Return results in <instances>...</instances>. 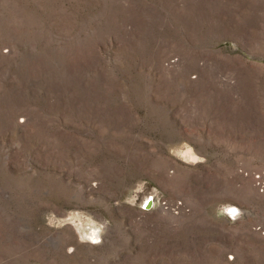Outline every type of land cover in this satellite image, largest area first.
<instances>
[{
  "label": "rangeland",
  "instance_id": "374dc122",
  "mask_svg": "<svg viewBox=\"0 0 264 264\" xmlns=\"http://www.w3.org/2000/svg\"><path fill=\"white\" fill-rule=\"evenodd\" d=\"M0 264H264V0H0Z\"/></svg>",
  "mask_w": 264,
  "mask_h": 264
},
{
  "label": "bare ground",
  "instance_id": "6f19581e",
  "mask_svg": "<svg viewBox=\"0 0 264 264\" xmlns=\"http://www.w3.org/2000/svg\"><path fill=\"white\" fill-rule=\"evenodd\" d=\"M181 156L183 157V159H185V160H187L188 162H192V163H194V162H196L197 160H199L198 158V156L195 154V152L192 150V149H190V148H187V149H185L183 152L181 151ZM229 208H232V207H229ZM228 208V209H229ZM224 209V208H223ZM235 211V210H234ZM225 212V211H224ZM226 214V213H225ZM94 223V222H93ZM75 224V223H74ZM78 224V223H77ZM80 225V224H79ZM78 225V228L80 227ZM94 225V224H93ZM83 228V227H82ZM80 229V228H79ZM78 229V230H79ZM76 230V229H75ZM85 230V229H84ZM87 231V230H86ZM91 231H93V230H91ZM80 233H82V232H80ZM86 233V232H85ZM79 234V233H78ZM90 234V233H89ZM81 235V234H80ZM84 237V236H83ZM85 237H86V235H85ZM87 237H88V235H87ZM89 237H90V239H88V241L90 242V243H95L96 244V239H98L97 237H98V235L97 234H95L94 232L91 234V235H89ZM82 238V237H81ZM86 240V238H83V240ZM84 240V241H85Z\"/></svg>",
  "mask_w": 264,
  "mask_h": 264
},
{
  "label": "built area",
  "instance_id": "2783aa9c",
  "mask_svg": "<svg viewBox=\"0 0 264 264\" xmlns=\"http://www.w3.org/2000/svg\"><path fill=\"white\" fill-rule=\"evenodd\" d=\"M162 205H163V206H166V203H165V202H162ZM179 206H180V202L177 203V205H174L175 209H176V208L178 209ZM165 208H167V207H165ZM180 208H181V206H180Z\"/></svg>",
  "mask_w": 264,
  "mask_h": 264
},
{
  "label": "water",
  "instance_id": "95a60500",
  "mask_svg": "<svg viewBox=\"0 0 264 264\" xmlns=\"http://www.w3.org/2000/svg\"><path fill=\"white\" fill-rule=\"evenodd\" d=\"M148 206V205H147Z\"/></svg>",
  "mask_w": 264,
  "mask_h": 264
}]
</instances>
